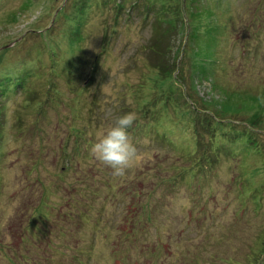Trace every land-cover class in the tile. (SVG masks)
I'll return each mask as SVG.
<instances>
[{
  "label": "rangeland",
  "instance_id": "374dc122",
  "mask_svg": "<svg viewBox=\"0 0 264 264\" xmlns=\"http://www.w3.org/2000/svg\"><path fill=\"white\" fill-rule=\"evenodd\" d=\"M0 77V264L264 263V0H0ZM129 112L120 178L89 148Z\"/></svg>",
  "mask_w": 264,
  "mask_h": 264
},
{
  "label": "clouds",
  "instance_id": "9594fccd",
  "mask_svg": "<svg viewBox=\"0 0 264 264\" xmlns=\"http://www.w3.org/2000/svg\"><path fill=\"white\" fill-rule=\"evenodd\" d=\"M137 119L135 112L120 116L113 125L97 134L89 148L92 157L110 168L115 177H125L139 159L138 146L129 131Z\"/></svg>",
  "mask_w": 264,
  "mask_h": 264
},
{
  "label": "trees",
  "instance_id": "16d2710c",
  "mask_svg": "<svg viewBox=\"0 0 264 264\" xmlns=\"http://www.w3.org/2000/svg\"><path fill=\"white\" fill-rule=\"evenodd\" d=\"M161 1L162 0H156L157 4H160ZM118 4H119V7H122L123 6L122 2H119ZM83 8H84V6L81 7V8H79L78 9L79 12H82L83 11ZM161 9H163V8H161ZM159 10H160V8H159ZM82 14H83V12H82ZM80 16H82V15H80ZM78 27L80 28V25ZM176 60L177 59H174L173 62L176 61ZM175 67H176L175 70L173 72H170L172 79H174L177 76V61L175 63ZM161 78H163V77H161ZM10 79L13 80V78H11V77H5L4 79H2L0 77V94H6V93H8V94L10 93L11 94L13 92H16L19 89L20 86H17L16 84H11V86H9V84H10L9 83V80ZM24 89H26V88L24 87ZM152 104H153V99H150L148 101H145L141 105L142 110H144L145 117H149L151 115L150 111L153 109ZM203 105H205V103ZM189 109L193 112V114L196 113V115L194 114V116H189L188 117V120L190 121L192 119V121H190V122L189 121H186L185 122V123H188L189 122V126H188L189 135L191 137L195 138V140L197 141V146H196L197 148H195L196 150H194L195 152H198L199 151V148H200L199 146H201V141L202 140H200L201 139L200 129L209 130L211 134L213 133V136L211 137V144H210L209 147H207V149L205 150V154H204V157L205 158L210 159V157L213 155L212 154L213 147L211 145L213 143V140H215L214 137L216 135L215 133H216V130H217L216 129L217 128V123H216V125H212L209 120L207 121V119H212L213 118L214 120H219V121L224 122V123H226L225 121H227V120H225V121L222 120V119H226V118L218 117L215 113L214 114H208V113H206V114H208V115H206L207 117L204 118V119H201L203 117L201 116V114L200 115L197 114V109H195L193 107V104H191V105L189 104ZM225 111H229V110H225ZM198 118L201 119V121H198ZM139 124H140V128H142L143 130L147 129L148 131H150V129H149L150 127H148V125H149L148 123H147L148 125H144V123H139ZM150 124H151V122H150ZM151 125L152 126L155 125L154 128H157L160 125V123L158 121H154V123L152 122ZM235 127H237V126H235ZM192 132H194L195 134L194 135H191ZM157 133L161 137H162V135L165 136L170 141L169 136L166 133H163V134H161L160 132H157ZM245 134L246 133L244 131L240 130L239 135L241 137H243ZM195 152H193V154ZM262 264H264V263H262Z\"/></svg>",
  "mask_w": 264,
  "mask_h": 264
}]
</instances>
